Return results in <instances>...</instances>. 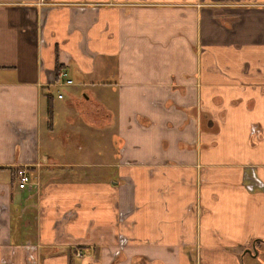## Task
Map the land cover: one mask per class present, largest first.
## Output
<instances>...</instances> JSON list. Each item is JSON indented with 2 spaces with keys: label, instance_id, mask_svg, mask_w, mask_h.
Here are the masks:
<instances>
[{
  "label": "crops",
  "instance_id": "obj_1",
  "mask_svg": "<svg viewBox=\"0 0 264 264\" xmlns=\"http://www.w3.org/2000/svg\"><path fill=\"white\" fill-rule=\"evenodd\" d=\"M0 264H264V0H0Z\"/></svg>",
  "mask_w": 264,
  "mask_h": 264
},
{
  "label": "rangeland",
  "instance_id": "obj_2",
  "mask_svg": "<svg viewBox=\"0 0 264 264\" xmlns=\"http://www.w3.org/2000/svg\"><path fill=\"white\" fill-rule=\"evenodd\" d=\"M55 89H57L55 91ZM69 86H57L52 87L51 89H48V92L52 96L51 98V111H49V119L52 124V129L47 130L42 129L43 131L40 134L41 137V143H40V152L44 155H50L54 159H59L60 151L64 150L62 145L59 143H50L48 146L44 143L45 139H48L49 137H54V139L59 142L60 137L62 136L63 131L68 130L69 133V145H76V144H82L83 140L81 137L80 132L74 128V126H70L67 124L65 120V116L67 115H74V109L73 105L69 106L70 103L67 102V95ZM59 92L60 95H63L62 98L56 97V93ZM46 114V113H45ZM46 121H43V124L45 125ZM44 128V127H43ZM61 134V135H60ZM47 148L49 150H47ZM81 157H77L74 159L76 162H81L84 157L83 154L80 155ZM68 159H73V155L70 154ZM81 160V161H80Z\"/></svg>",
  "mask_w": 264,
  "mask_h": 264
},
{
  "label": "built area",
  "instance_id": "obj_3",
  "mask_svg": "<svg viewBox=\"0 0 264 264\" xmlns=\"http://www.w3.org/2000/svg\"><path fill=\"white\" fill-rule=\"evenodd\" d=\"M65 71L64 70H58L57 71V76L59 77V83H71V79L67 78L65 76ZM58 96H60V94H57ZM254 133L257 132V130H254L253 131ZM14 174L16 176V185L17 187L21 188V187H24V185L29 181V175L26 171V169L24 168V166L22 165H18L15 167L14 169ZM73 253L76 255V256H85V252H83L82 250H80L79 248H75L73 250Z\"/></svg>",
  "mask_w": 264,
  "mask_h": 264
},
{
  "label": "trees",
  "instance_id": "obj_4",
  "mask_svg": "<svg viewBox=\"0 0 264 264\" xmlns=\"http://www.w3.org/2000/svg\"><path fill=\"white\" fill-rule=\"evenodd\" d=\"M44 96H45V100H46V108H47V111L49 113V111H50V104H49V102H50L51 95H50L49 92H45L44 93Z\"/></svg>",
  "mask_w": 264,
  "mask_h": 264
}]
</instances>
